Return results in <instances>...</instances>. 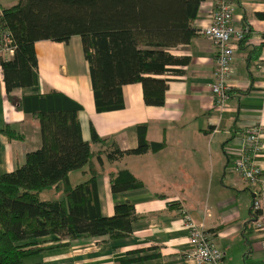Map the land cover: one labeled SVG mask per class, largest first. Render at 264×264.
<instances>
[{"label": "crops", "instance_id": "obj_1", "mask_svg": "<svg viewBox=\"0 0 264 264\" xmlns=\"http://www.w3.org/2000/svg\"><path fill=\"white\" fill-rule=\"evenodd\" d=\"M211 13L212 0H203L193 23L195 37L171 51L189 58V63L181 75L170 77L161 107L146 106L141 85L135 83L121 89L122 110L96 113L79 38L66 44H35L38 85L12 96L20 99L53 90L81 105V136L96 154L92 162L98 172L101 215L112 216L114 206L127 201L139 219L122 239L80 237L62 243L39 239L43 251L25 257L24 264H190L185 260L190 251L185 220L202 226L226 264H264L261 236L251 222L254 192L264 185V0L233 1L232 26L244 40L234 52L228 79L231 95L223 106L215 103L210 90L215 45L198 33L211 24ZM137 126H145L148 143H162L163 148L107 162L104 152L111 142L120 150L136 148ZM5 127L22 140L9 141L1 133ZM254 127L261 130V151L254 161L261 182L250 184L234 173L232 164ZM91 128L108 141L91 143ZM40 143L38 123L7 99L0 64V175L22 165L25 155ZM122 170L142 187L112 193L109 174ZM89 176L84 167L69 173L68 182L75 186Z\"/></svg>", "mask_w": 264, "mask_h": 264}, {"label": "trees", "instance_id": "obj_2", "mask_svg": "<svg viewBox=\"0 0 264 264\" xmlns=\"http://www.w3.org/2000/svg\"><path fill=\"white\" fill-rule=\"evenodd\" d=\"M202 1L18 0L1 8L0 26L13 47V56L0 63L7 99L37 121L41 143L25 155L22 165L0 175V264H24L25 257L43 251L37 242L43 238L59 243L80 237L126 238L139 219L127 201L115 205L112 216L101 215L98 172L92 162L96 154L81 136V105L53 90L20 99L12 96L38 85L35 44H66L79 38L96 113L122 110L121 89L135 83L141 85L146 106L161 107L170 77L181 75L189 63V58L171 51L195 37L193 23ZM145 131V126H137L135 149L120 150L111 142L104 152L107 162L161 150L164 144L148 143ZM1 133L9 141L22 140L9 127ZM107 141L91 128V143ZM84 167L89 168V178L71 186L69 173ZM109 186L112 193H120L142 184L122 170L109 174ZM49 187L62 197L41 201L39 192Z\"/></svg>", "mask_w": 264, "mask_h": 264}, {"label": "built area", "instance_id": "obj_3", "mask_svg": "<svg viewBox=\"0 0 264 264\" xmlns=\"http://www.w3.org/2000/svg\"><path fill=\"white\" fill-rule=\"evenodd\" d=\"M232 5L233 0H212L211 24L198 32L210 40L216 48L210 90L218 106H223L231 95L228 79L235 49L243 39V34L237 32L232 26ZM1 16L2 9L0 7V20ZM12 56L13 47L10 35L0 26V63L9 60ZM260 136V128H252L242 140L241 155L232 164L234 173L250 184L261 182V171L254 164L255 158L261 151ZM251 211L253 229L260 234V246L264 249V185L254 192ZM184 223L188 230L190 244V251L185 256L188 263L226 264L223 253L212 244L202 226H197L189 220H185Z\"/></svg>", "mask_w": 264, "mask_h": 264}, {"label": "rangeland", "instance_id": "obj_4", "mask_svg": "<svg viewBox=\"0 0 264 264\" xmlns=\"http://www.w3.org/2000/svg\"><path fill=\"white\" fill-rule=\"evenodd\" d=\"M18 2V0H0V6L3 8L6 7H10L15 5ZM77 40V37H74L73 40ZM35 124H37V122L34 120ZM79 172V171H78ZM61 196L59 195H55V191L52 187L43 189L39 192V199L41 201H46V200H55V199H60Z\"/></svg>", "mask_w": 264, "mask_h": 264}]
</instances>
